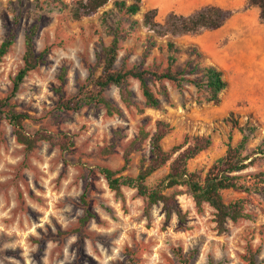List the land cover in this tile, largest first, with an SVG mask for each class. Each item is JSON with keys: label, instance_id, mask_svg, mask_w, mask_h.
<instances>
[{"label": "rangeland", "instance_id": "374dc122", "mask_svg": "<svg viewBox=\"0 0 264 264\" xmlns=\"http://www.w3.org/2000/svg\"><path fill=\"white\" fill-rule=\"evenodd\" d=\"M62 1L70 6L79 0ZM147 1L142 0L140 11L129 18L116 15L110 1L95 14L74 20L68 9L47 6L44 0H0V43L10 34L15 36L14 45L0 63V99L11 93L23 66L25 34L37 24L33 47L36 54L45 51L43 62L27 74L9 103L15 112L26 115L23 125L28 134L43 131L52 137V142H40L26 151L16 142L5 115L0 114V264H182L177 253L182 257L192 254L188 264H247L243 257L248 247L252 251L259 248L256 262L264 264L262 194H251L252 204L247 206L251 220H228L226 231L218 233L214 210L203 204L198 212L186 185L166 188L167 164L145 184L150 190L159 188L163 194L175 196L184 214L182 222L174 213L166 220L160 204L146 214L145 199L135 189L122 188L121 200L107 186L102 168L135 177L147 165L148 140L129 155L124 169L123 154L140 129L153 133L156 120H165L172 127L161 142L166 152L181 144L185 136L212 138L208 149L187 162L188 174L199 182L225 156L229 134L233 147L240 142L241 134L222 121L229 112L240 125L246 121L258 124L244 153L264 139V21L258 8L247 6L246 1L228 9L232 16L219 30L222 35L215 52L196 39L214 30L173 36L158 28L159 37L154 39L164 49L156 47L142 59L141 43L153 35L143 25L144 15L152 10ZM153 21L158 23L156 17ZM115 28L126 34L123 38L119 34L114 70L123 66L144 69L152 63L165 67V44L171 40L179 49L174 69L183 68L190 60L188 70L197 63L216 64L224 70L229 85L220 94L221 102H206L207 94L192 84L179 91L165 82L168 96H158L161 106L152 109L145 106L139 83L129 78L133 105L126 107L121 102L114 85L103 92L120 114L107 116L104 108L93 102H81L76 111L64 110L62 102L95 93L94 82L103 68L102 47L110 44L113 34L109 29ZM193 49L202 56L196 57ZM187 77L198 79L200 75ZM64 134L72 143L66 151L57 144ZM258 171L264 172L262 159L241 173ZM253 182L249 178L240 181L251 186ZM221 197L230 203L246 194L225 190ZM85 209L92 216L82 224Z\"/></svg>", "mask_w": 264, "mask_h": 264}, {"label": "trees", "instance_id": "16d2710c", "mask_svg": "<svg viewBox=\"0 0 264 264\" xmlns=\"http://www.w3.org/2000/svg\"><path fill=\"white\" fill-rule=\"evenodd\" d=\"M110 1L116 15L129 18L140 11L142 0H79L70 6L62 0H44L47 6L57 4L61 10L68 9L71 18L74 20H81L84 17L95 14ZM247 6L258 8L259 18L264 21V0H247ZM155 14L156 11L151 10L144 15L143 25L153 35L148 36L141 43L142 59H146L150 55L151 50L156 47L160 51L164 49L161 45H156L154 39L155 36L159 37V32L156 31L158 28H163L165 35L166 33H170L173 36L196 33L202 29L217 30L232 16V11L216 6H205L187 17L171 13L163 24L153 21ZM38 28L39 26L35 24L25 34L23 66L13 80L10 95L7 98L0 99V114L5 115V118L12 127V133L16 142L22 145L26 151L33 150L40 142H52V137L46 132L38 131L28 134L23 125L27 119L26 115L15 112L9 103L27 74L43 62L45 51L36 54L33 47V38ZM109 31L112 32L113 39L110 44L102 47L103 68L100 76L94 82L95 93L89 94L86 99L75 100L74 98H70L62 102L60 106L64 110L76 111L81 106V102H93L95 105H101L107 116L120 114L118 107L108 101L103 96V92L109 85H114L118 88L121 102L126 107L133 105L131 100L132 91L128 88L127 83L129 78L135 79L139 83L144 104L152 109H159L161 106L158 96H168V88L165 82L171 83L179 91L183 90L186 84H192L198 91H204L207 94L206 102L212 105H218L221 102L220 94L229 85L224 77V70L216 65L201 66L198 63L188 70L190 60L186 61L183 68L179 70L174 69L173 66L177 62L176 53L179 52V49L171 40H167L165 44L167 53L165 67L162 68L160 64L152 63L151 66L144 69H140L138 66L131 68L123 66L119 70H114L113 67L119 50V34L122 33L121 37L123 38L126 31L119 28H115L114 30L109 29ZM14 42L15 36L13 34L8 35L2 40L0 43V63L14 45ZM191 53H194L198 58L202 56L201 52L194 49ZM195 74L200 75V77L198 79L187 77V75ZM234 116L233 112H229L227 117L223 118L222 121L230 123L231 128L236 129L241 134L240 142L236 147H233L231 145V135H228L225 156L210 167L202 182L194 180L193 175L188 174L187 162L208 149L212 144V138L210 136L199 135L192 137L185 136L181 144L174 146L169 152H166L162 148L161 142L171 132L172 127L167 121L160 119L155 121L153 133L140 129L137 136L124 151L123 169L129 162V155L134 151L140 150L146 140L149 142L148 163L146 166L140 168L135 177L120 176L117 171L109 168L101 169L109 190L116 197L123 200L122 188L135 189L137 194L145 199L144 211L146 214L152 206L160 204L165 212L166 220L174 213L178 220L182 222L184 214L181 212L175 196L173 194H163L159 188L150 190L145 184L148 177L167 164L166 188L186 185L198 212L202 211L203 204H207L214 210L213 220L218 233L226 231L225 224L228 220L232 222H237L240 219L251 220L253 215L247 211V206L252 204V192L264 196V172L258 171L245 174L241 172L252 167L257 159L264 161V139L261 140L255 149L244 153L248 141L255 135L258 129V124L246 121L240 125ZM57 144L62 151H66L72 145L70 136L64 134ZM243 178L252 179L254 181L253 186L240 183ZM225 190H239L246 194V197L237 199L234 202L225 203L221 197V192ZM82 200L85 202L84 197H82ZM91 216L88 209H85V215L80 220L81 223L84 224ZM261 229L264 230V226ZM258 253L259 248L252 251L248 247L243 259L247 264H260L256 262L255 257ZM177 255L182 264H188V260L192 254L185 257H182L181 253H177ZM210 262H213V260H210Z\"/></svg>", "mask_w": 264, "mask_h": 264}, {"label": "crops", "instance_id": "0c3cea01", "mask_svg": "<svg viewBox=\"0 0 264 264\" xmlns=\"http://www.w3.org/2000/svg\"><path fill=\"white\" fill-rule=\"evenodd\" d=\"M246 1L247 0H148L147 3L152 10L156 11L155 17L157 22L162 24L171 13L187 17L205 6H216L229 9L239 6ZM220 29L221 28L214 30L212 34H201L196 39L199 40L198 42L201 46L203 45L206 49L209 48L208 50L215 52L219 36L222 35V33H220L221 31H219Z\"/></svg>", "mask_w": 264, "mask_h": 264}]
</instances>
